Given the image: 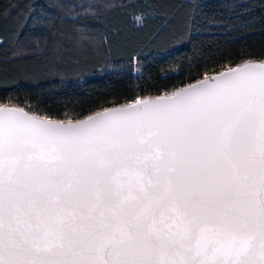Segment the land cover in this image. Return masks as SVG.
I'll return each mask as SVG.
<instances>
[{
    "label": "snow or ice",
    "instance_id": "6c2138e0",
    "mask_svg": "<svg viewBox=\"0 0 264 264\" xmlns=\"http://www.w3.org/2000/svg\"><path fill=\"white\" fill-rule=\"evenodd\" d=\"M0 264H264V62L77 124L0 105Z\"/></svg>",
    "mask_w": 264,
    "mask_h": 264
},
{
    "label": "trees",
    "instance_id": "16d2710c",
    "mask_svg": "<svg viewBox=\"0 0 264 264\" xmlns=\"http://www.w3.org/2000/svg\"><path fill=\"white\" fill-rule=\"evenodd\" d=\"M261 60L264 0H0V105L45 119Z\"/></svg>",
    "mask_w": 264,
    "mask_h": 264
},
{
    "label": "water",
    "instance_id": "95a60500",
    "mask_svg": "<svg viewBox=\"0 0 264 264\" xmlns=\"http://www.w3.org/2000/svg\"><path fill=\"white\" fill-rule=\"evenodd\" d=\"M245 62L258 63V62H264V60H261V61H244V62H241V63L236 64V65H234V66H231V67L225 68V69H223V70H221V71H219V72H217V73H214V74H211V75H209V76L203 77V78H201V79H199V80H197V81L191 82V83H189V84H187V85H185V86H183V87H181V88H178L177 90H174V91H172V92H170V93H168V94L160 95V96H156V97H151V98H143V99L137 98V99H135V100H133V101L128 102L127 104H123V105H118V106H114V107H110V108L102 109V110H100V111H97V112H95V113H93V114H90V115H88V116H86V117H84V118H82V119L76 120V121H62V120H51V119H45V118H41V117L35 116V115H33V114H30L29 112H27V111L24 110V109H23V111L26 112L29 116H34V117H37V118H39V119H41V120H50V121L55 122V123H61V122H62V123H64V124H66V125L69 124V123L77 124V123L82 122V121H87L89 117H96L98 114H103V113H105L106 111H111V110H113V109H120V108L125 107L126 105L133 104V103H135L137 100H150V101H155L158 97H163V96L172 95L173 93L178 92V91H181V90H183V89H186V88H188L189 86L196 85V84H198V83L204 81L205 79H207L209 83H213V82H215V79H216V78H218V77L221 76V74H223V73H227V72H229L230 70H235V69H237V68H242ZM2 106H5V107H11V108H19V107L13 106V105H2ZM19 109H21V108H19Z\"/></svg>",
    "mask_w": 264,
    "mask_h": 264
}]
</instances>
